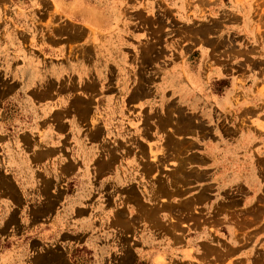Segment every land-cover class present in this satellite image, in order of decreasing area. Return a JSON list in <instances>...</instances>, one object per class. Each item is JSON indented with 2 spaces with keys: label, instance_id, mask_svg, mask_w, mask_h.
Wrapping results in <instances>:
<instances>
[{
  "label": "rangeland",
  "instance_id": "obj_1",
  "mask_svg": "<svg viewBox=\"0 0 264 264\" xmlns=\"http://www.w3.org/2000/svg\"><path fill=\"white\" fill-rule=\"evenodd\" d=\"M85 6L95 13L94 21L109 30L136 23L144 28L141 35L149 31L140 48L137 42L131 43L134 48H123L121 64L127 67L126 78L133 76L129 80L133 84L126 86L122 100L110 98L97 79L90 85L81 83L77 98L65 104L76 109L82 129L92 127L97 148L88 153L96 172L111 167L102 159L125 156L122 142L129 139L135 141L134 155L155 163L151 172L158 176L166 157H195L186 153L194 146V136L209 143L217 172L225 174L215 214L207 209L172 214L176 225L200 218L206 227L211 225L212 236L203 238L194 229L182 235L174 226L173 233H181V242L170 249L157 248V254L142 252L137 264H264V235L258 234L264 231V192L257 206L250 208L246 187L250 175L264 184V0H0V29L14 28L25 34L12 48L38 46L37 36L47 31L51 35L54 27L65 25L64 19H85ZM10 31L6 35L12 38ZM52 88L49 84L41 91ZM4 94L0 81V96ZM4 105L0 102L1 112ZM45 107L39 120L48 121L44 125L48 127L57 106L50 102ZM7 110L8 119L17 116L15 102H8ZM4 124V114H0V126ZM43 131L44 146L47 142L58 145ZM59 145L63 148L62 142ZM85 151H62L67 160L69 155L77 156L79 178L84 177L85 162L79 160ZM15 178L13 184L7 182L10 187H26ZM83 182L62 181L61 188L73 193ZM228 223L237 229L238 241L229 235ZM99 226L100 222L95 229ZM36 234L14 235L7 242L10 264H38L31 248ZM79 243L69 264H104L111 258V252L98 249L95 238ZM185 248L189 254L182 251Z\"/></svg>",
  "mask_w": 264,
  "mask_h": 264
},
{
  "label": "crops",
  "instance_id": "obj_2",
  "mask_svg": "<svg viewBox=\"0 0 264 264\" xmlns=\"http://www.w3.org/2000/svg\"><path fill=\"white\" fill-rule=\"evenodd\" d=\"M88 10L91 9L83 7L86 17L79 22L69 17L63 20L67 21L65 25L54 27L51 35L50 31L39 34L38 46L12 48L18 39H25V34L14 28L0 29V81L5 89L4 96H0V102H5L2 112L0 108L5 123L0 126V264L11 263L7 242L14 235L30 231L37 232L31 248H35L38 264H69L78 242L87 243L93 238L99 250L111 252L104 264H137L142 252L157 254V248L166 250L181 242V233H173L174 226L182 235L194 229L203 238L212 236L211 225L206 227L200 218L176 225L178 221L172 217L173 213L193 214L199 209L215 214L220 205L225 174L217 172L214 150L207 141L193 136L194 146L186 153L195 157H166L158 176L151 172L155 163L134 155L135 141L129 139L122 142L125 156L102 159L111 167L97 172L93 168L91 152L88 153L97 148L92 127L82 129L76 109L65 104L77 98L76 88L81 83L90 85L97 79L110 98L122 100L126 86L128 89L133 84L129 81L133 76L126 78L127 67L121 64L123 48H134L132 42L140 48L149 31L141 35L145 34L144 28L136 23L109 30L89 18ZM49 84H53L50 92L41 91ZM8 102H15V118L8 119ZM50 102L57 108L52 114L53 122L44 127L48 121L39 120L40 112L44 113ZM42 130L58 145L47 142L48 146H44ZM64 148L76 153L86 150L85 154H89L87 157L79 153V162L84 161L86 167L83 178L77 172V156L69 155L67 160L66 153L62 154ZM16 176L26 187L7 184H13ZM74 179L84 181L80 189L73 193L62 190V181ZM246 182L250 208H254L264 192L263 179L250 175ZM99 222L101 226L95 229ZM226 229L238 241L237 229L230 223ZM258 234L264 235V231ZM182 251L190 253L186 248Z\"/></svg>",
  "mask_w": 264,
  "mask_h": 264
},
{
  "label": "bare ground",
  "instance_id": "obj_3",
  "mask_svg": "<svg viewBox=\"0 0 264 264\" xmlns=\"http://www.w3.org/2000/svg\"><path fill=\"white\" fill-rule=\"evenodd\" d=\"M90 11H91V10H88L89 18H91L92 20H96V19H95V16H94Z\"/></svg>",
  "mask_w": 264,
  "mask_h": 264
}]
</instances>
